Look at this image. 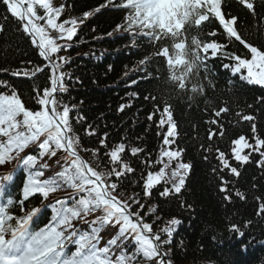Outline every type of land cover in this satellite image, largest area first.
Returning <instances> with one entry per match:
<instances>
[{
    "label": "snow or ice",
    "instance_id": "snow-or-ice-1",
    "mask_svg": "<svg viewBox=\"0 0 264 264\" xmlns=\"http://www.w3.org/2000/svg\"><path fill=\"white\" fill-rule=\"evenodd\" d=\"M107 3L125 12L124 21L115 31L134 37L133 47L137 46L136 38H144L154 49L139 65L146 69L154 59H163L168 71L166 83L180 92L190 93L189 100L205 94L200 76L201 69L207 71L209 54L213 58L229 59L230 63L223 67L230 68L234 75L239 74L248 84L264 88V47L254 45L241 35L239 18L223 10L224 0H118L115 3L107 0ZM238 3L254 19L259 16L257 3L264 7V0H238ZM0 5L7 14L4 19L8 16L15 19L18 30L42 58L40 65L11 74L25 78L46 75L45 86L33 89L35 108L27 107L14 87L0 81V88L8 89L0 92V167L15 162L12 171L0 174V196L14 182L17 168L22 167L27 174L22 196L16 199L8 196L0 202V264H140L141 261L173 264L169 246L175 226L181 221L172 218L157 228L162 219L156 215L158 206L144 202V198H151L157 190L163 198L180 194L192 167L182 160L184 149L173 148L178 131L172 106L167 101L162 108L157 104L156 111L148 116L151 121L159 112L157 127L166 131L156 158L153 160L149 154L141 161L144 169L136 181L140 192L129 195L121 191L124 181L136 171L124 156L138 157L145 150L122 141L110 145L107 133L99 139L103 153L100 148L85 147L75 127L84 117L73 116L75 106L63 99L70 74L64 70L69 57L61 52L72 46L83 19L61 20L65 7L54 6L52 0H0ZM91 15L92 12H84L83 18ZM214 22L221 31L213 30L207 33L210 39H203V27ZM4 28L0 24V32ZM193 30L196 35H190ZM221 36L227 38V43L218 42ZM229 44L242 46L246 53L228 51ZM155 71L158 76L159 68ZM147 76L149 73L145 71ZM149 98L156 100V97H145ZM124 107L121 105L120 111ZM229 111L225 105L214 110V114L220 117ZM242 120L253 121L254 117L243 115ZM208 123L216 125L217 120ZM218 127L223 137V125ZM251 130L254 142L240 135L231 142L230 154L211 145L205 149L217 153L214 173L230 172L239 177L238 167L231 161L237 165L248 164L253 154L259 155L256 163L264 168V138L256 134L255 124ZM84 135L96 136L97 132L89 125ZM215 135L210 130L209 141ZM81 153H87L91 159ZM204 159H208L207 155ZM49 162L59 170L46 177L45 171L52 166ZM220 179V191L230 201L231 196L227 194L230 182L223 175ZM57 192L67 195H52ZM236 196L244 198L238 191ZM35 197L40 199L39 205H32ZM258 214H264V203L259 205ZM106 230L109 238L105 240L102 233ZM231 230L241 237L244 235L235 224Z\"/></svg>",
    "mask_w": 264,
    "mask_h": 264
},
{
    "label": "trees",
    "instance_id": "trees-1",
    "mask_svg": "<svg viewBox=\"0 0 264 264\" xmlns=\"http://www.w3.org/2000/svg\"><path fill=\"white\" fill-rule=\"evenodd\" d=\"M52 2L57 7L64 5L61 20L77 18L78 22L81 19L84 21L78 27L72 46L61 52V55L69 57L64 70L70 74L66 78L68 91L63 94V99L75 106L73 116L84 117L81 124L75 125L83 137V145L90 149L100 148L99 139L107 133L110 145L122 141L145 150L138 157L124 156L136 171L124 181L121 191L129 195L140 192L136 181L144 169L141 161L149 154L153 160L156 158L163 132L166 131V128L157 127L159 112L151 121L148 116L156 111L157 104L162 108L167 101L172 106L178 131L173 148L184 149L182 160L192 167L180 194L163 198L157 190L151 198H144V202L149 206H158L156 215L162 219L157 228L163 227L172 218L181 221L175 226L169 246L173 264H264V214H258L259 205L264 203V168L256 163L259 155L253 154L248 164L237 165L231 161L240 172L236 177L230 172L214 173L212 169L217 166V153L205 151L211 145L213 149L219 148L230 154L231 142L240 135L254 142L252 124L256 126V134L264 138V88L248 84L240 79L239 74L234 75L230 68L223 67L230 63L229 59L222 56L211 58L209 55L207 71L201 69L200 76L205 94L189 100L190 93L180 92L174 85L166 83L162 59H154L147 66L149 76L145 77L142 73L143 67L138 62L154 49L144 44L138 45V49L129 47L126 33L115 31L125 19L123 10L108 4L107 0ZM97 8L100 11H95ZM223 10L239 18V31L247 41L264 47V19H261L264 7L257 3L259 16L256 19L238 0H224ZM38 12L43 14L42 10L38 9ZM84 12H92L93 15L84 19ZM6 15L4 6L0 5V24L5 26L0 32V81L14 87L27 107L35 108L33 89L45 86L46 75L25 78L11 73L40 65L42 58L30 40L18 30L15 19L8 16L5 20ZM213 30L221 31L215 22L206 24L202 38L210 39L207 33ZM190 35H196V31L193 30ZM218 42L227 43V38L221 36ZM227 50L239 55L246 53L242 46L231 44ZM5 91L8 89L0 88V92ZM145 97H156V100ZM121 105H125L123 111H120ZM225 105L230 111L216 117L214 110ZM243 115H252L254 120L244 121ZM212 119L217 120L216 125L208 123ZM89 125L97 132L96 136L84 135V129ZM219 125H223V137L219 135ZM210 130L216 133L211 141L208 139ZM100 151L103 153L104 150L100 148ZM82 154L91 159L87 153ZM206 155L207 160L204 159ZM49 163L52 166L45 171L46 177L58 169L54 163ZM11 164L0 169L5 170ZM20 169L23 170L22 167ZM221 175L230 182L227 192L231 196L230 201H226V193L220 191ZM237 191L243 194V199L236 196ZM182 204L185 206L182 207ZM233 224L244 232L242 237L231 230Z\"/></svg>",
    "mask_w": 264,
    "mask_h": 264
}]
</instances>
